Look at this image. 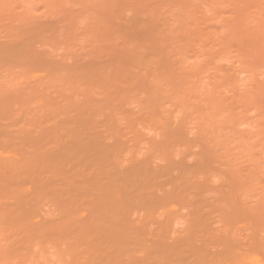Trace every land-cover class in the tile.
<instances>
[{"label":"rangeland","instance_id":"rangeland-1","mask_svg":"<svg viewBox=\"0 0 264 264\" xmlns=\"http://www.w3.org/2000/svg\"><path fill=\"white\" fill-rule=\"evenodd\" d=\"M0 264H264V0H0Z\"/></svg>","mask_w":264,"mask_h":264},{"label":"bare ground","instance_id":"bare-ground-1","mask_svg":"<svg viewBox=\"0 0 264 264\" xmlns=\"http://www.w3.org/2000/svg\"><path fill=\"white\" fill-rule=\"evenodd\" d=\"M116 172H118V175H117V176H118V179H120L121 176H120V178H119V174H120L121 172H119V171H116ZM115 174H117V173H115ZM123 177H124V175H123ZM123 177H122V178H123ZM122 178H121V179H122ZM85 182H86V181H85ZM85 182H83V184H86V183H87V182H86V183H85ZM89 182H90V181H89ZM89 182H88V184H89ZM135 182H136V181L134 180V183H135ZM93 184H95V183H93ZM96 184H97V183H96ZM91 185H92V183L89 185V187H90ZM132 185H133V186H131V188L133 187V189H135V188H134L135 184H132ZM83 186H84V185H83ZM86 186H87V185H86ZM138 186H139V184H138V185L136 184L135 187H136V190H137V188H138V191H137V192L140 193L141 190H140V188H139ZM84 187H85V186H84ZM87 187H88V186H87ZM139 193H137V194H139ZM131 195H132V194H131ZM157 198H159L160 201H161V199H162L163 197H160V196H159V197H157ZM186 199H187V198H186ZM162 200H163V199H162ZM188 200H189V199H188ZM163 201H164V200H163ZM195 219H196V218H195ZM92 222H93V221H92ZM92 222H91V223H92ZM84 226H85V225H84ZM87 226H89V223L87 224ZM91 226H93V225L91 224ZM88 228H89V227H88ZM106 232H107V231H106ZM104 234H107V235H108L109 232L104 233ZM110 237H111V236H110Z\"/></svg>","mask_w":264,"mask_h":264}]
</instances>
